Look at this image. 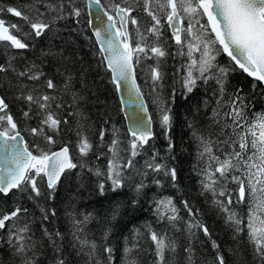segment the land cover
<instances>
[{"label": "snow or ice", "instance_id": "snow-or-ice-1", "mask_svg": "<svg viewBox=\"0 0 264 264\" xmlns=\"http://www.w3.org/2000/svg\"><path fill=\"white\" fill-rule=\"evenodd\" d=\"M94 2L99 7L101 0ZM81 3L82 0H33L19 8L0 5V13L13 14L30 29L22 32L21 26L12 23L6 26L5 20L0 19V42L8 41V47L26 50L34 46L26 43V39L56 34L59 21L73 18L77 24L81 23L84 12L79 6ZM101 11L103 14H97L95 22L86 21L92 28V36L87 39L95 38L100 63L111 74L110 82L117 92H127L129 103L140 101L139 111L134 109L128 115L132 123L126 133L112 126L110 141L105 140L109 130L102 126L99 144L94 148L84 112L78 103L87 101L84 95L88 90L87 82L81 79V90L75 92L73 76L67 70H56L63 77V83L57 84L53 78H47L42 62H28L21 69L14 67L12 61L16 58L11 57L7 64H0V73L7 74L9 70L13 73L15 83L8 81V84L18 90L15 99L27 106V110H21L22 116L31 118L35 108L40 117L38 127L29 131L33 136L41 137L46 145L55 146L54 136L62 131L61 124L69 125V117L78 116L75 126L67 129L75 132L78 155L71 156L70 143L63 142L58 151H52L51 147L41 148L39 144H33L30 149L21 139L18 122L9 111L6 97L0 95V194L19 193L32 201L54 199L61 176L78 166L86 168L84 158L94 151L97 160L102 157L107 160L104 170L99 167L88 169L98 177H105L97 185L101 195L128 188L133 193L130 204L135 206L148 187L145 181L149 174L154 177L152 183L158 186L161 180L155 177L160 174L176 181V168L157 162L159 153L150 144L154 139L151 116L147 115L145 93L137 82V67L142 60H153L154 64L148 65L145 83L154 94L151 103L158 109L160 125L171 153L174 148L168 134L173 121L171 105L178 89L173 88L167 99L159 95L165 77L162 61L170 54L165 46L167 42L163 41L162 29L166 25L171 30L170 39L177 46L175 55L183 58L176 69L183 89L180 95L187 99L201 83L210 85L214 81L216 85L212 96L203 101L207 107L214 98L215 107L211 109L209 125L201 129L194 121L189 124L198 146V161L203 164L197 169L202 194L211 193L212 205L233 230L234 240L247 231V243L253 257L251 264H264V112H253L250 118L249 104L241 90L226 91L228 75L237 68L264 82V0H131V3L129 0H112ZM140 11L150 17L143 30L134 14ZM129 23L134 32L129 30ZM221 53L229 58L228 65L218 63L217 57ZM25 80L31 85L25 84ZM46 90L60 95H52ZM67 95L72 97L68 107L74 111L61 116L59 110L66 106L62 97ZM195 108L199 111L200 103ZM103 148L106 151L101 150ZM148 149L152 150V155L141 166L136 158ZM74 160L80 162L74 163ZM106 183H110V188H106ZM124 203H113L111 220L106 221L99 244L86 232L87 224L95 219L93 213H77L75 210L67 213L72 226L70 246L77 256L84 257V264H114L116 249L108 243L112 234L111 221L120 215ZM152 203L157 220L166 221L180 231L176 225L183 221V217L173 198H154ZM182 205L189 217L184 222V231L190 238H196L197 232H202L214 251L211 264H227L221 245L212 238L210 228L200 218V209L194 211L188 200L182 201ZM239 205H244L247 211L241 214L237 211ZM39 211L42 237L47 238L52 252L50 264H68L64 255L65 234L58 229L49 231L45 226L51 217L56 216V210L39 207ZM32 216L21 203H16L10 211L0 210V231L5 233L0 241L9 250V260L0 259V264H16V261L19 264H39L46 249L33 238ZM145 228L154 247L143 250L138 242L130 244L125 238L120 264H139L137 254L144 251L153 256L152 264H197L191 239L183 247L181 262L175 237L164 230L158 232L150 224ZM134 231L138 237L139 229ZM232 251L239 253L238 248Z\"/></svg>", "mask_w": 264, "mask_h": 264}, {"label": "trees", "instance_id": "trees-1", "mask_svg": "<svg viewBox=\"0 0 264 264\" xmlns=\"http://www.w3.org/2000/svg\"><path fill=\"white\" fill-rule=\"evenodd\" d=\"M101 1L105 8L112 2V0ZM32 2L33 0H0V5L19 8L24 4ZM129 2L131 3V0ZM79 6L84 9L83 15L80 18L81 23L77 24L73 18L59 21L56 25L58 30L56 34L48 33L40 38L26 39V43L34 45L26 50L8 47L10 44L8 41L0 42V64H7L11 57L16 58L12 61L14 67L21 69L28 62H35L37 64H41L42 62V67L47 78H53L54 83L57 84L63 83V77L56 70L59 69L60 72L67 70L73 76L75 82L73 90L75 92L81 90L80 80H85L88 90L84 95L87 101H80L78 103L80 109L84 112L89 128L88 135L95 148L99 144V130L102 126L109 130L105 135L106 141L111 140L110 130L113 125L119 128L122 133L127 132V127L116 89L110 82L111 74L100 63L101 58L97 54L94 37L91 40L87 39L88 36H92V33L86 23L88 17L85 0H82ZM0 19L5 20L6 26L9 23L21 26L22 32L30 30L29 26L24 24L20 18L6 11L0 13ZM142 21L143 23L145 22V16L142 18ZM162 31L164 33L163 41L167 42L165 46L170 54L163 58L162 61L165 77L162 81L163 87L159 95L167 99L173 88L178 89L175 102L171 105L173 121L168 133L174 144L171 153L168 152V141L165 139V132L160 125L158 109L150 101L153 93L148 84L145 83L148 65L154 64L153 60H142L141 65L137 67V81L145 93V99L153 121L154 139L150 141V144L159 153L160 159L157 162L166 163L170 167L176 168V181L173 182L165 178L163 174H160L155 177L161 180V185L158 186L152 183L154 177L152 174H149L145 181L148 187L145 188L144 194L139 198V202L135 206L130 204L133 193L128 188H123L115 193L108 191L104 195H101L97 185L101 181H104L105 177H98L88 169L99 167L101 170H104L107 160L103 157L97 160L96 152L94 151L84 158L83 162L87 164L86 168L81 169L78 166L76 169L68 171L66 175H62L57 185L54 199L32 201L28 200L26 196L21 197L19 193L16 195L10 193L8 196L0 194V210L10 211L16 203H21L33 214L31 217L34 221L31 224L34 233L33 238L40 241L46 249L44 256L40 258L39 264H50L52 256L51 249L48 248L47 238L42 237L39 207L56 210V216L51 217L45 223V226L49 231L58 229L65 234L63 241L64 255L68 264H84V257L77 256L76 251L70 246L72 241V226L67 213L73 210L77 213H93L95 219L87 224L86 232L90 238L95 239L99 244L102 242L106 221L111 220V208L115 201H124L125 203L120 211V215L111 221L112 234L109 237L108 243L116 249L114 264H120L125 238H127L130 244L138 242L143 250L154 247L145 228L146 224H150L158 232L164 230L175 237L179 246L177 249L178 259L181 262L184 256L183 247L187 246L191 239L196 249L197 264H211L214 251L210 241L207 240L202 232H197L196 238H190L187 232L184 231V222L189 219L182 205V201L184 200H188L191 203L194 211L200 209V218L210 228L212 238L221 245V250L227 260V264H251L253 257L252 249L247 243V231L245 230L244 233H241L238 240L233 239V230L225 224L223 216L212 205L211 193L202 194L199 182L201 177L197 174V169L203 167V164L198 161V146L196 140L193 139L192 129L189 127V124L194 121L201 129L209 125L211 109L215 107L214 98L207 107L203 101L212 96V89L216 87L215 82H210V85L199 84L193 93L189 94L187 99L180 95L183 89L180 86L179 75L176 74V69L183 62V58L175 55L177 46L170 39V32L166 25ZM12 34L17 33L12 32ZM57 53L61 55H56ZM217 61L221 65H228L230 63L227 55L223 53L217 57ZM0 80L3 81L0 84V94L6 97L9 111L18 122L19 130L24 135L30 149L33 144H39L41 148L51 147L52 150H55L59 149L61 142H63L70 143L71 156L75 157L78 155V149L75 148L77 140L75 132L67 131L69 127L75 126L76 119H79L78 116L75 118L69 117V125L61 124L62 131L59 135L54 136V139L57 141L55 146L46 145V142L41 137L33 136L29 131L30 128L38 127L40 117L36 114L35 108L30 114L31 118L22 116L21 110H27V106L21 100L15 99L18 90L9 87L8 81L15 83L11 70L7 74L0 73ZM24 83L31 85V82L26 80ZM227 85L226 91L228 93H232L236 89L241 90V95L246 98L249 104L248 112L250 118L253 112H264V85L261 81L255 80V78L248 76L247 73L237 68L235 71L229 73ZM46 91L52 95H60L59 92ZM62 98L66 106L59 110V114L64 116L67 111H74V109L68 107L72 103L71 95L63 96ZM197 103H200L199 111H196L195 108ZM101 150L106 151V148ZM151 155L152 150L148 149L145 154L138 156L136 159L139 161V165L142 166L144 161ZM73 162L79 163L80 161L74 160ZM174 184L175 186H173ZM229 187L233 186L229 185ZM106 188H110V183H106ZM168 196L173 198L177 208L180 209V215L183 217V221L176 225V228H179L180 231H176L166 221H158L153 213V199ZM237 211L243 214L247 211V208L244 205H239ZM135 229H139L140 235L138 237L134 231ZM4 235L5 233L0 231V237ZM237 248L239 249V253L234 254L232 250ZM137 255L139 264H152L153 256L150 252L144 251ZM0 259L9 260L8 247L2 241H0ZM16 264H19V262L16 261Z\"/></svg>", "mask_w": 264, "mask_h": 264}, {"label": "water", "instance_id": "water-1", "mask_svg": "<svg viewBox=\"0 0 264 264\" xmlns=\"http://www.w3.org/2000/svg\"><path fill=\"white\" fill-rule=\"evenodd\" d=\"M85 5H86V12H87L88 20H92L93 22H95V17H96L97 14H100V15L103 14L102 11H101V9L102 8H105L104 5H103V3H102V1L100 3V6L99 7L95 4L94 0H85ZM88 27H89V29H90V31L92 33L91 26L88 25ZM128 27H129V25H128ZM169 32L171 34V30L170 29H169ZM262 84L264 85V82H262ZM117 95H118V99H119V102H120L121 111H122V114H123L124 119H125L126 127L128 129V127L132 123V121L128 119V115L134 109L136 111H139L140 101H136L135 103H129V97H128L127 92H117ZM144 103L147 105V101L145 99V96H144ZM147 115L148 116H151L150 111H149V108H148V105H147ZM151 121H152V118H151ZM151 129H152V132L154 134V131H153V121L151 122ZM21 139L26 142V139H25V137H24V135L22 133H21ZM58 150L59 149H55V150H52V151H58ZM45 180H46V178H45Z\"/></svg>", "mask_w": 264, "mask_h": 264}, {"label": "rangeland", "instance_id": "rangeland-1", "mask_svg": "<svg viewBox=\"0 0 264 264\" xmlns=\"http://www.w3.org/2000/svg\"><path fill=\"white\" fill-rule=\"evenodd\" d=\"M112 2H110L111 4ZM130 3V2H129ZM155 7V6H154ZM137 15L138 20L140 21V26L141 29L143 30L146 26H148V22L150 21V17H147L146 14H144L142 11L134 13ZM145 16V22L143 23L142 18ZM163 23V20H162ZM186 26V25H185ZM129 30L134 32V27L129 23ZM182 74V73H181ZM152 99H153V94H152ZM152 99L150 101H152ZM153 104V103H152ZM155 106V105H154Z\"/></svg>", "mask_w": 264, "mask_h": 264}]
</instances>
